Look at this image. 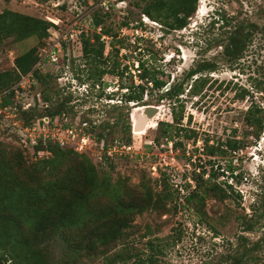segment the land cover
I'll return each instance as SVG.
<instances>
[{
    "label": "rangeland",
    "instance_id": "obj_1",
    "mask_svg": "<svg viewBox=\"0 0 264 264\" xmlns=\"http://www.w3.org/2000/svg\"><path fill=\"white\" fill-rule=\"evenodd\" d=\"M101 1L99 4L100 0H0V13L10 10L49 23L53 21L51 24L57 26L55 34H49L43 40L44 46H38L37 53L44 57L39 64L40 73L51 76L46 90L52 105L56 100L70 96L69 106L73 108L64 113L69 115L67 118L106 122L103 128L97 126L94 133L104 135L107 143L112 139L124 142L127 135L121 132L119 123L114 125V120L118 112L129 113L127 144L131 148V157L106 161L99 159L91 149L79 155L88 157L97 170L101 169L109 176L111 183L123 182V190L135 189L143 182L158 191L164 182L179 204L193 188V174L202 171L205 174L213 172L218 177L217 182L226 181L232 193L223 203L208 200L206 215L200 218L197 217L199 212L190 208H178L173 215L146 211L135 216L127 229L129 235L120 239L110 251L102 255L81 254L71 264H228L234 260H240L242 264H264V241H258L264 230V0H196L187 25L179 31L168 32L141 14L138 6L143 4L142 1ZM94 13L117 33L118 38L127 40V50H119L109 62L112 64L117 60L119 70L124 64L128 66L121 81L123 85L131 81L134 85L139 83L136 77L138 59L147 60L162 72L166 86L160 92L179 82L190 69L201 65L214 68L191 77V80L200 76L204 79L199 95L192 97L187 93V82L179 96L183 102L180 123L196 132L194 143L179 136L183 148L174 150L171 142L154 140L157 122L170 121L169 101L165 98L156 100L155 91L151 96H143L146 106L156 107L157 112L146 120V126L140 131L133 128L137 118H142L144 107H133L132 103L123 107L121 94L125 90L118 87L120 81L117 78L104 75L99 88L93 86V97L102 92L111 95L110 100L104 101V97L98 101L93 97L82 100L78 95L82 92L81 88L79 92L75 90L78 80L73 81L71 77L84 79L92 71V66L82 60L78 42L82 36L92 37L98 32L99 28L92 27L91 14ZM124 21L127 26L120 27ZM238 25L243 33L249 34V39L239 57L228 59L223 55V45L233 27ZM79 32L82 33L78 36ZM101 38L103 56H106L110 50L109 39ZM32 46H36L34 38L19 43L5 40L0 47V71L11 69L14 57ZM43 48L45 54L41 52ZM86 84L91 86L90 82ZM34 88L23 87L24 91L11 99L15 101L11 111L16 104H31L33 98H38L41 86L36 84ZM251 105L262 110L263 128L257 139L242 122L244 112ZM90 106L99 112L85 111ZM108 106H117V110H108ZM11 111L0 109V141L19 148L24 156H41L34 155L28 145L34 144L39 133L50 132L47 117L27 125L20 112L11 114ZM62 121V117L55 116L52 122ZM30 126L33 131H28ZM233 136L243 140L244 148L238 152L224 156L202 154L205 140L215 144ZM26 137L30 138V143L26 142ZM248 224H253V229L245 232L244 227ZM52 251L56 258L63 255L61 248L54 247Z\"/></svg>",
    "mask_w": 264,
    "mask_h": 264
},
{
    "label": "trees",
    "instance_id": "obj_2",
    "mask_svg": "<svg viewBox=\"0 0 264 264\" xmlns=\"http://www.w3.org/2000/svg\"><path fill=\"white\" fill-rule=\"evenodd\" d=\"M139 1L143 2L138 6L141 14L167 32L183 29L196 5V0ZM91 17L92 27L99 30L92 37L82 36L79 43L82 60L92 66V71L86 78L76 79L80 83L90 82L93 88L101 83L104 75L117 78L120 81L118 87L125 90L121 94L124 108L129 103L134 104L133 107H146L148 104L143 101V96H151L152 91L157 92L156 100L165 98L169 101L167 108L170 121L157 122L154 140L171 142L174 150L183 148L178 140L179 136L194 143L196 132L184 128L180 123L183 102L179 96L183 94L182 86L187 82V93L192 97L199 95L204 79L200 76L191 80V77L203 71H213L214 68L201 65L190 69L179 82L169 85L165 92H160L166 86V82L162 80V72L148 64L147 60L138 59L136 77L139 83L134 85L131 81L128 85H123L121 81L128 66L124 64L119 70L117 60L112 61V64L109 62L119 50H127V40L118 38L117 33L106 26L96 13L91 14ZM126 26L127 22L120 23V27ZM51 27V23L33 16L10 10L0 13V47L5 40L19 43L34 38L36 41V46L14 57L11 69L0 71V108L11 104L14 96L12 88L22 75L31 72L36 84L41 86L39 96L46 106L35 104L27 110H21L22 120L27 125L42 117L54 119L73 108L69 106L70 96L56 100L55 105H52L46 90L51 76L32 70L39 61L38 46H44L43 40L49 36L48 30ZM101 37L109 39L110 50L106 56H103L104 43ZM247 39L249 34L243 33L241 26L233 27L224 42L223 55L228 59L239 57ZM34 87L29 86L28 89L34 90ZM110 96L103 95L102 92L95 95L96 98L104 97L109 100ZM108 107V110H117V106ZM86 111L96 114L99 112L95 108H88ZM128 119L129 113L118 112L114 120V125L119 123L121 132L127 135L125 143H129ZM242 122L257 139L263 128L262 110L251 105L244 112ZM105 125L106 122L97 124L101 128ZM97 126L90 127L88 132L97 139L103 138L104 135L100 132L94 133ZM242 141L235 136L215 144H208L205 140L202 154L224 156L236 153L244 148ZM32 153L41 156H24L19 148L0 141V264H71L81 254L89 256L91 252L102 255L129 235L127 229L137 215L146 211L173 215L178 208H190L199 212L197 217L200 218L206 215L205 205L208 200L223 203L232 193V188L226 181L217 182L218 177L213 172L205 174L202 171L193 174V188L182 197L179 204L164 182L158 191L143 182H139L135 189L123 190V182L117 180L111 183L109 176L101 169L97 170L88 157L80 156L69 146L60 147L51 142L41 146L38 143L32 148ZM105 160L108 161L109 158ZM252 227L253 224H248L244 231H252ZM258 241H264V230ZM257 245L258 242L254 244L255 247ZM54 247L62 249L61 257L56 258L52 251ZM238 263L242 264L240 260L228 264Z\"/></svg>",
    "mask_w": 264,
    "mask_h": 264
},
{
    "label": "built area",
    "instance_id": "obj_3",
    "mask_svg": "<svg viewBox=\"0 0 264 264\" xmlns=\"http://www.w3.org/2000/svg\"><path fill=\"white\" fill-rule=\"evenodd\" d=\"M102 1L100 0L99 4H101ZM51 23H54L53 21ZM56 24H53V27H51L48 30V33L50 35H54L55 31H57L58 29L55 28L57 26H54ZM51 29L54 30L53 32H51ZM82 32L78 33V36L81 34ZM101 40H103V38H101ZM79 43V42H78ZM41 52H44V48L41 49ZM45 54V52H44ZM38 55V54H37ZM39 57V61L38 63L33 67L32 70H37L38 72H40V68H39V64L40 61L44 60V57L42 58L40 56V54L38 55ZM50 62L54 63V60L52 58H50ZM73 81H77V79H75L74 77H71ZM36 86V79L35 77L32 75L31 72L26 73L25 75H22L20 77V80L18 81V83L13 86V91L14 96L13 98L16 99V97H18V94H21L24 89L23 87H26L27 89L29 88V86ZM75 86H77V89H75L77 92H79V88H81L82 92H79L78 95L81 96V98H83L82 100H88L90 97H93V88H91V86H88L86 84V82H82L80 83L78 81V84H75ZM94 89H98V86L95 85ZM73 90V91H75ZM101 98V97H100ZM100 98H96L93 97V99L95 101L101 100ZM109 100V99H106ZM11 104L6 105L1 109L2 112H5L6 110H8L9 112L11 111V105L13 104V102H15L14 100H11ZM42 104L40 96L38 98H33L32 103L31 104H16V108L11 111V114H13L14 111H18L20 112L21 110H26L29 107H31L30 105H32V107L35 104ZM104 105V104H102ZM43 107H45V104H42ZM19 107V109H18ZM102 107V106H100ZM89 108V107H88ZM86 108V110L88 109ZM90 108H92V106H90ZM97 109V108H95ZM85 110V111H86ZM4 114V113H3ZM3 116V115H2ZM69 116V115H67ZM67 116L65 114H62L59 117H62V122L60 123H53V119H50L47 117V122L46 125L48 126V129L50 130V132L47 130L46 134H40L37 138H34V144H29L28 146H31V148L35 147L38 143L41 145H45L47 142H51V143H55L60 147H64V146H69L71 147L75 152L80 153L82 151H85L87 149H91L94 155H97L99 157V159L104 160L106 158H125V157H131L129 155H131V148L129 146V144L124 143L122 140L120 139H112L110 142H106L104 137L97 139L95 137L94 134L89 133L88 130L90 127L92 126H97V124L99 123L97 120L93 121L91 120V122L89 121H83V120H79L78 118H67ZM5 118H7V116H4ZM38 120V119H37ZM36 120V121H37ZM30 130H34V128L32 126L27 127ZM14 136V135H13ZM16 139V137H14V140ZM27 143H30V138L26 137L25 138ZM88 143V145H87ZM20 146V145H19Z\"/></svg>",
    "mask_w": 264,
    "mask_h": 264
},
{
    "label": "water",
    "instance_id": "obj_4",
    "mask_svg": "<svg viewBox=\"0 0 264 264\" xmlns=\"http://www.w3.org/2000/svg\"><path fill=\"white\" fill-rule=\"evenodd\" d=\"M157 112V108L156 107H149L146 106L141 110V115L142 118L138 117V121L135 124L133 130L139 131L142 128H144L146 126V120H148V118L152 117L155 113Z\"/></svg>",
    "mask_w": 264,
    "mask_h": 264
},
{
    "label": "bare ground",
    "instance_id": "obj_5",
    "mask_svg": "<svg viewBox=\"0 0 264 264\" xmlns=\"http://www.w3.org/2000/svg\"><path fill=\"white\" fill-rule=\"evenodd\" d=\"M135 126V125H134ZM142 130V129H141ZM134 131H136V130H134ZM140 131V130H139Z\"/></svg>",
    "mask_w": 264,
    "mask_h": 264
}]
</instances>
